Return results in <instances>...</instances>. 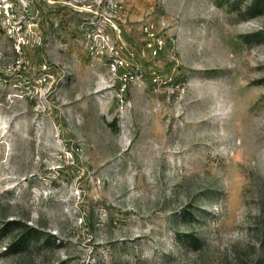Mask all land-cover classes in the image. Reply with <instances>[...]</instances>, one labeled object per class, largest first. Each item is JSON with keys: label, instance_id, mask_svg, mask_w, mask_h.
I'll return each instance as SVG.
<instances>
[{"label": "rangeland", "instance_id": "rangeland-1", "mask_svg": "<svg viewBox=\"0 0 264 264\" xmlns=\"http://www.w3.org/2000/svg\"><path fill=\"white\" fill-rule=\"evenodd\" d=\"M27 19L0 29V264H264V0Z\"/></svg>", "mask_w": 264, "mask_h": 264}, {"label": "built area", "instance_id": "built-area-1", "mask_svg": "<svg viewBox=\"0 0 264 264\" xmlns=\"http://www.w3.org/2000/svg\"><path fill=\"white\" fill-rule=\"evenodd\" d=\"M41 0H0V29L8 37H24V25L28 26L31 22L27 19L31 14L32 7ZM147 33L153 37V42L148 45L157 53L163 47V40L157 38L149 29ZM17 49H21L20 42L17 43ZM123 62L116 60L111 63V68L115 70ZM127 80V79H126Z\"/></svg>", "mask_w": 264, "mask_h": 264}]
</instances>
